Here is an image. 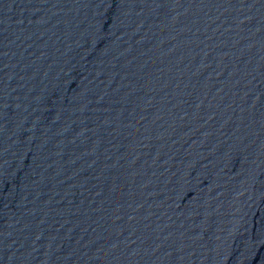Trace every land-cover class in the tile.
Listing matches in <instances>:
<instances>
[{
    "label": "water",
    "instance_id": "1",
    "mask_svg": "<svg viewBox=\"0 0 264 264\" xmlns=\"http://www.w3.org/2000/svg\"><path fill=\"white\" fill-rule=\"evenodd\" d=\"M0 264H264V0H0Z\"/></svg>",
    "mask_w": 264,
    "mask_h": 264
}]
</instances>
